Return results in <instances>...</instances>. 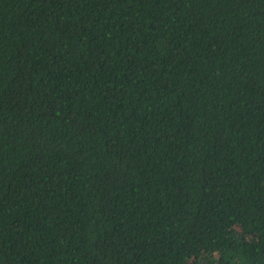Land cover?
Here are the masks:
<instances>
[{"label":"trees","instance_id":"obj_1","mask_svg":"<svg viewBox=\"0 0 264 264\" xmlns=\"http://www.w3.org/2000/svg\"><path fill=\"white\" fill-rule=\"evenodd\" d=\"M0 264H264V0H0Z\"/></svg>","mask_w":264,"mask_h":264}]
</instances>
